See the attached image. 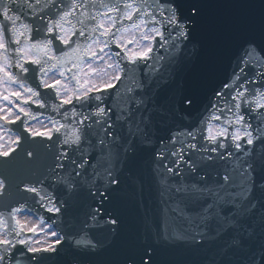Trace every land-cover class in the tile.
I'll use <instances>...</instances> for the list:
<instances>
[{"label":"snow or ice","instance_id":"snow-or-ice-1","mask_svg":"<svg viewBox=\"0 0 264 264\" xmlns=\"http://www.w3.org/2000/svg\"><path fill=\"white\" fill-rule=\"evenodd\" d=\"M206 9L205 0H189L186 16L176 0H0V264L99 260L118 239L105 244L68 238L87 235L91 222L118 226V217L106 219L89 201L125 200L129 164L147 165L155 182L159 177L160 195L167 198L159 230L164 241L183 242L190 254H203L197 264H248L245 254L258 246L252 264H264V201L256 196L258 191L264 196V47L246 48L239 74L215 93L217 106L222 100L231 113L222 122L224 108L187 129H173L174 118L184 117L195 96L175 87L164 103L159 100L161 88L175 83L176 68L190 54L193 30L205 20ZM136 33L143 44L133 38ZM21 40L22 59L15 68L26 76L36 68L43 91L26 87L18 72L8 71L5 41L20 45ZM56 42L70 51L56 56ZM33 49L38 55H31ZM106 54L115 55V62L105 63ZM42 58L55 61L52 67L82 69L73 76L77 86L48 82ZM87 60L104 68L85 71ZM111 69L116 74H109ZM101 72L109 77L101 83L82 79ZM210 73L211 58L204 69L206 77ZM45 92L59 98L52 111L71 109L75 124L54 116L48 123L41 120L32 106L48 109ZM105 93L112 94L111 104L96 105L90 114L76 108ZM136 189L143 190L139 179ZM40 209L55 216L47 220L49 228L56 224L51 232L40 228L43 215L37 224L21 219ZM41 233L45 239L32 238ZM48 236L55 239L49 242ZM157 257V249L145 244L135 264H157Z\"/></svg>","mask_w":264,"mask_h":264},{"label":"water","instance_id":"water-1","mask_svg":"<svg viewBox=\"0 0 264 264\" xmlns=\"http://www.w3.org/2000/svg\"><path fill=\"white\" fill-rule=\"evenodd\" d=\"M180 1L184 5L181 12L186 16L189 0ZM219 1L221 3L218 8L216 6ZM219 1L205 0L207 9L204 28L193 38L202 40L212 50L214 56L222 62L223 67L216 68L210 77H206L203 62L192 65L185 57L184 62L176 68L177 80L182 79L185 93L194 95L195 103L192 108L185 110L188 112L187 118H184L185 116L174 118L170 125L173 129H187L205 119V116L210 113L212 102H217L215 93L225 90L231 84L234 73L243 67L241 58L244 56V50L236 51L240 39L251 37L264 41V0ZM224 6H230L229 12ZM246 71L250 74V69ZM175 87H177L176 83L161 88L159 97L161 103L165 102L169 91ZM157 131L159 134L167 135V130H161L159 126ZM129 167L132 170V177L127 181L129 189L125 200L118 204L107 201L101 203L99 197L89 201L94 207L102 209L106 219L111 217L119 219L118 226H114L118 227V232L109 233L108 229L111 226L107 225L103 235L99 236L105 244L119 240L116 245L111 246L115 247L113 249L116 251L118 260H114V251L111 247L103 254L102 259L117 261L119 264H129V262L135 264L138 252L145 244H150L157 249V264H197V261L203 258V254H190L183 246V242H166L160 238L159 230L163 227L165 214L161 201L167 198L160 197L163 188L153 180L148 166L133 167L129 164ZM137 179L143 182L142 192H137ZM158 179L159 177L157 181ZM256 196L264 201V196L259 191ZM87 228L85 226V229ZM91 235L95 237L93 233ZM47 239L51 242L55 238L49 236ZM95 239L98 238L95 237ZM259 252L260 249L257 246L245 254L249 257L248 264H252V259ZM145 259L147 260V257ZM93 264H101V259L93 261ZM148 264H151V261H148Z\"/></svg>","mask_w":264,"mask_h":264},{"label":"clouds","instance_id":"clouds-1","mask_svg":"<svg viewBox=\"0 0 264 264\" xmlns=\"http://www.w3.org/2000/svg\"><path fill=\"white\" fill-rule=\"evenodd\" d=\"M11 3H14L15 0H10ZM65 3H67V0H65ZM205 20H202L199 27L193 30V36L200 33L202 29L204 28ZM141 33L134 34L133 38L138 40L140 44H143V40L140 39ZM80 39L79 37L77 38ZM15 40V37H12V41ZM7 44V50L5 53H2L3 55H6L8 57V71L9 72H18V79L20 81H23L26 87H40L41 91H43L42 85L39 84V74L36 68L30 69V72L33 73L32 75L26 76L23 72H20L18 69L15 68V63L18 59H22V54L18 52L19 48L23 47L24 41L21 40V44L17 45L14 42H8L5 41ZM250 46H260L264 47V41H258L255 38H243L239 40L238 47L236 51L245 50L246 48ZM73 47H75V44H73ZM66 51H70L69 49H66L63 45L56 42L55 43V55L56 56H63ZM113 49H109V52L111 53ZM189 53L186 55V60L191 62V64H197L200 62H203V68L205 69L209 58H211V73L216 68H222L223 64L222 62L217 59L212 50L200 39H194L192 38L190 44H189ZM31 55L36 56L38 55L37 51L35 49L32 50ZM107 59L105 60V63H114L115 62V55H108L106 54ZM121 63L124 62L123 57H120ZM42 64H44L46 67H48L47 71V80L48 82L62 79L65 81L67 85L71 88H75L77 86V82L73 79V76L78 74L82 69L73 68L71 64L65 65L63 67H52V65L55 64V61L53 60H47L46 58H42ZM89 66H93L99 69L104 68V64H99L95 60H87L86 63L83 65V70H87ZM71 69L70 71H65V69ZM64 72V75L62 76L61 73ZM210 73V75H211ZM109 74H116L114 69L109 70ZM109 77L108 75L104 74L103 72L92 76V75H86L82 77V79H87L90 81H94L95 83H101L103 80H107ZM175 83L177 84L178 88H183V82L182 79L175 80ZM11 88L16 89V84L10 85ZM18 90V89H17ZM67 95V93H65ZM111 93H105L103 97L99 100H90L87 103L83 102H77L76 108H79L80 112H87L91 113L92 108H94L96 105H103V104H111ZM44 100L49 106L48 109L52 111V105L57 104L59 102V98L56 96L55 92H45L44 93ZM91 105L92 107H89ZM71 109H68L66 107L61 108L59 112H55L59 117L60 120H63L64 123L67 125L73 121L71 116ZM65 114L67 115V119H65ZM187 113H184L183 115L185 118H187ZM73 124V123H72ZM75 124V123H74ZM24 219H27V216L24 217ZM49 227V226H48ZM47 229V228H45ZM131 264V262H129Z\"/></svg>","mask_w":264,"mask_h":264}]
</instances>
